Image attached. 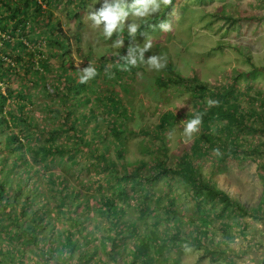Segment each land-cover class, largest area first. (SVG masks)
<instances>
[{"label":"trees","instance_id":"trees-1","mask_svg":"<svg viewBox=\"0 0 264 264\" xmlns=\"http://www.w3.org/2000/svg\"><path fill=\"white\" fill-rule=\"evenodd\" d=\"M62 1L0 0V82L4 85V90L0 86V133L5 134L0 150L7 152L0 161V211L7 210L9 217L15 218L9 223L15 226L10 240L12 236L19 238V230L24 228L46 264H168L173 252L188 249L212 261L233 254L222 250L226 242H212L214 227L206 216L217 212L226 221L222 234L232 236L236 222L258 219L262 209L260 205L249 208L213 178L229 161H254L264 172V144L256 139L264 133V92L254 85L264 65L250 62L248 71L234 70L225 86H209L196 76L185 77L169 61L158 72L129 65V49L134 51L129 46L117 48L116 55L110 56L117 64L108 68L105 55L92 56L99 63L93 67L97 75L81 83L85 73L71 62L73 39L54 16L53 6ZM175 1L164 14L170 12ZM85 2L78 0L70 11L77 27L82 26L80 13ZM185 3L180 4L182 14L187 11ZM227 20L236 23L232 17ZM139 22L136 34L161 21L156 17ZM25 32L36 35L22 36ZM132 38L125 31L124 41ZM29 43L33 45L28 47ZM76 52H81L80 47ZM151 57L153 53L144 60ZM131 73L132 80L142 79L140 83L130 84ZM121 79H127V85L124 81L120 84ZM102 80L112 83L103 86L99 84ZM38 84L46 95L51 87V95L65 106L63 111L55 109L44 125L38 122L40 116L31 119L24 112L26 102L34 100L28 91ZM124 85L128 86L125 94L133 95L141 85V92L157 106L169 101L171 91L188 95L192 108L185 115L187 122L197 114L202 122L190 145L174 154V162L167 163L165 135L179 119L172 111L162 112L157 124L137 132L145 136L139 146L140 151L149 153L148 161L141 158L130 163L125 158L133 132L126 125L133 118L132 106L121 90H115ZM209 100L215 103L209 106ZM83 104L92 106L77 111ZM57 158L67 159L70 166H80L87 160L100 172L93 177L94 187L100 192L89 197L83 185L75 188L61 171H50ZM204 159L211 165L203 174L200 162ZM9 171L15 178L13 187L6 182ZM172 180L184 185L195 205L198 217L191 215L186 225L178 217L175 197L170 194ZM42 196L41 204L34 201ZM248 236L249 250L261 247L255 232L250 230ZM240 254L234 259L239 260ZM21 255L19 248L0 242V264H22ZM176 257L179 261L180 256ZM234 259L228 264H239Z\"/></svg>","mask_w":264,"mask_h":264},{"label":"rangeland","instance_id":"rangeland-1","mask_svg":"<svg viewBox=\"0 0 264 264\" xmlns=\"http://www.w3.org/2000/svg\"><path fill=\"white\" fill-rule=\"evenodd\" d=\"M76 2L78 0H63L53 6V11L54 16L62 23L64 31L73 39L74 51L71 54V62L73 67L79 69L81 74H84L89 67L99 66L98 62L91 59L92 56L100 57L101 55H105L106 59H108L106 62L107 68L113 64L116 65L117 61L115 62L110 56L112 54L116 55L117 48L121 47L132 46L134 48L133 55L139 60L140 53L135 50L142 48L149 41L152 47L143 53L144 62L147 61L144 60V57H149L151 53H153V56L164 57L166 61L171 62L185 77L196 76L209 86H225L230 79L229 75L234 70L248 71L250 69V62L256 66L264 65V0H176L170 12L164 14L165 8L161 7L160 11L145 17L151 19L159 17V21L161 22L149 26L141 34H136L128 43L123 39L125 31H127L128 26L132 23H136L139 26V20L141 19L135 18L132 15L131 6L135 0H124V10L128 12V16L125 19L124 31L119 34L114 32L110 38H105L103 35L104 23L95 26L94 21L89 18L103 8L105 0H86L83 6L84 9L80 13V21L82 22V26L80 27H77L76 20L70 15V11ZM183 2L187 4V11L184 14L180 10V4ZM107 3L112 5L115 3V0H107ZM227 17H232L236 20V23L232 24L227 20ZM163 23L169 24L171 30L168 32L163 31L160 27ZM26 34L29 38H34L36 35V33L27 32L21 35ZM77 38L79 39V44H77ZM118 40L123 41L119 47L116 46ZM32 45V43H29L28 47ZM79 47L81 52H76ZM137 65L141 68L145 66V69L150 70L149 66L146 63L140 62V60ZM133 76L134 73L129 75L128 80H131L130 84L132 82L140 83L142 79H136L135 77L132 80ZM46 80L45 82H47ZM240 80L242 81V78ZM123 81L127 85V82H125L127 79H121L120 84ZM254 81L255 87L264 92V72L259 73ZM18 83L19 81L15 82L16 87H18ZM111 83L109 80H102L99 84L104 86ZM0 86L4 90V85L1 82ZM116 87L115 90H121L132 106L130 113L133 115V118L128 119L126 125L133 132L127 142L125 158L130 163H135L136 160L141 158L148 161L149 153L140 151L139 146V141L145 136L137 132L140 128L149 129L151 125L157 124L158 116L162 112L172 111L175 115L179 116V119L168 128L165 135L169 148L167 151V163L168 161L174 162V154L177 155L180 148L188 147L197 135L196 131L189 140L183 134L187 123L185 115L192 108L188 95L186 93L171 91L169 101L157 106L156 103L151 102L145 96L144 92H141V85L137 86L138 89L135 95L125 94L124 90L128 86H121L120 89L118 86ZM47 91L49 95L45 94L43 86L39 84L32 87L28 91V94L34 100L31 104L26 102L28 107L24 111L30 115L31 119L34 116H40L38 122L41 125H44V121L54 115L55 109H60V111L65 110V106L59 101V98L51 95L52 88L48 86ZM92 104H83V106L76 108V110H83L84 107H90ZM103 126L101 124V127ZM85 131H90L89 125ZM1 133L0 149L3 147L5 135L4 132ZM256 139H259L258 142L260 144H264V133L260 134L259 138ZM6 153V150H0V161ZM210 165L211 163L208 160H201L200 167L203 174L207 173ZM223 165H225L223 171L218 172L217 177L213 179H216L215 181L219 187L237 196L249 208L260 205L262 209L257 215L258 219L253 220L251 218L253 220L251 221L250 218H247V222L241 224L236 222V229L232 232V236H224L221 228L226 221L218 217L217 212L206 216L209 224L214 227L212 242L215 245L226 242V245L222 246V250L224 249L226 253L231 251L233 254H227L228 256L225 259L218 258L212 261L208 258L201 259L198 251L188 249L179 254L173 252L168 264H228L229 262L227 261L232 258L234 259L238 253H243L238 256L239 260L234 259L239 264L261 263L264 254V202H261V200L264 201V177L262 178L261 175L264 176V172L258 169L257 163L254 161H229ZM49 170L53 172L61 171L73 183L75 188L83 185L82 190L89 197L97 191L100 192L97 186L94 187L93 184V177L95 175L99 176L100 172L91 168L87 160L82 162L80 166H70L67 159L57 158L56 162L49 167ZM3 175L1 173V176ZM8 175L6 182L13 187L14 175L10 171ZM169 184L172 191L170 194L175 197L178 217L186 225L192 216L198 217L194 213L195 205L180 181L172 180ZM88 185H91L90 188H88ZM23 193L26 194L27 192ZM42 199L43 196L40 198L36 197L34 201L41 204ZM52 216L55 221V214H52ZM14 220L15 218L11 219L9 217L7 210L0 211V226H3L2 231H5L2 232L0 230V242L3 245L8 243L14 248L20 249L21 256L24 257L20 259L21 262L23 261L22 264H32L36 260L39 261V264H46L45 260L41 257L43 255L38 254L39 252H37L32 242L24 234V228L19 230V238L16 239L12 236L11 240L13 242L10 240V235L15 231V226L12 225ZM228 221L234 222L235 219ZM10 222L13 223L10 225ZM21 222L25 223V220L23 219ZM62 224L64 222L60 226ZM91 227L89 225L88 229H91ZM161 228L162 226H159V229ZM250 230L255 232L260 238L258 245H261V247H253L249 250L251 248L248 236ZM3 236L5 239H3ZM246 238H248V241ZM245 250L249 251L246 252ZM175 255L180 256L179 261H176L177 257Z\"/></svg>","mask_w":264,"mask_h":264},{"label":"clouds","instance_id":"clouds-1","mask_svg":"<svg viewBox=\"0 0 264 264\" xmlns=\"http://www.w3.org/2000/svg\"><path fill=\"white\" fill-rule=\"evenodd\" d=\"M172 3V0H135L132 4V15L135 18H145L153 13L161 10V7L167 8ZM128 16V12L124 10V0H115V3L109 5L107 0L103 5V8L96 14L91 15L89 18L94 21L95 26H99L104 23L105 27L103 29V35L105 38H110L114 32L122 33L124 31L125 19ZM137 24L132 23L128 26V34L134 36L137 32ZM161 29L165 32L171 30V26L167 23L160 25ZM123 41L118 40L116 46ZM152 47L151 42H146L142 48H138L135 51L140 53L139 60L142 63H147L150 70L161 71L166 67V58L160 56H153L148 61H143V53ZM127 64L136 66L138 64L137 58L133 55V50L129 49V54L127 57ZM127 71V68L122 69ZM97 75L94 68L89 67L85 74L81 77L80 82L86 83L89 79L94 78ZM215 102L212 100L208 101L209 106L213 105ZM201 117L199 114L196 115L194 119H191L186 123L184 128V136L187 139H191L192 134L199 130V125L201 124Z\"/></svg>","mask_w":264,"mask_h":264},{"label":"water","instance_id":"water-1","mask_svg":"<svg viewBox=\"0 0 264 264\" xmlns=\"http://www.w3.org/2000/svg\"><path fill=\"white\" fill-rule=\"evenodd\" d=\"M260 264H264V254H263V259H262Z\"/></svg>","mask_w":264,"mask_h":264}]
</instances>
